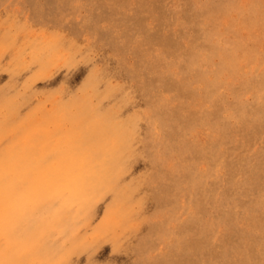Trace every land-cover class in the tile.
I'll use <instances>...</instances> for the list:
<instances>
[{
	"label": "rangeland",
	"instance_id": "374dc122",
	"mask_svg": "<svg viewBox=\"0 0 264 264\" xmlns=\"http://www.w3.org/2000/svg\"><path fill=\"white\" fill-rule=\"evenodd\" d=\"M0 264H264V0H0Z\"/></svg>",
	"mask_w": 264,
	"mask_h": 264
},
{
	"label": "bare ground",
	"instance_id": "6f19581e",
	"mask_svg": "<svg viewBox=\"0 0 264 264\" xmlns=\"http://www.w3.org/2000/svg\"><path fill=\"white\" fill-rule=\"evenodd\" d=\"M38 230V229H37ZM46 233V232H45ZM49 233V232H48ZM27 236V235H26ZM28 237V236H27ZM12 261V260H11Z\"/></svg>",
	"mask_w": 264,
	"mask_h": 264
}]
</instances>
